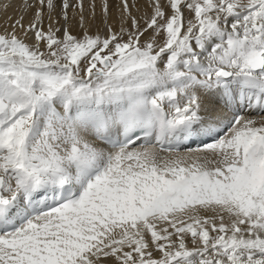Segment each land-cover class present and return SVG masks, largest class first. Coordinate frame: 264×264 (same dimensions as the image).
<instances>
[{"label": "snow or ice", "instance_id": "1", "mask_svg": "<svg viewBox=\"0 0 264 264\" xmlns=\"http://www.w3.org/2000/svg\"><path fill=\"white\" fill-rule=\"evenodd\" d=\"M118 7L0 0V264H264V0Z\"/></svg>", "mask_w": 264, "mask_h": 264}, {"label": "bare ground", "instance_id": "2", "mask_svg": "<svg viewBox=\"0 0 264 264\" xmlns=\"http://www.w3.org/2000/svg\"><path fill=\"white\" fill-rule=\"evenodd\" d=\"M84 2V16H85V22L87 26H90V30L95 33L97 28L101 30L100 34L104 35V28L105 24L104 21V15L101 11L100 5L104 2V0H83ZM96 4L95 9V18L92 16V8L90 5L92 3ZM109 4V13L107 18V24L112 25L117 30L119 29L120 25V16L121 11L118 7L120 4V0H107ZM150 0H128V3L131 7V12L134 16L137 18H141L144 16L145 13H150V8L148 7ZM134 5V6H133ZM11 9L9 12L11 13ZM69 24L71 27V30L73 34H76L81 31V29L78 26L79 21V12L77 10L76 14H73V10L69 9ZM4 22V14L0 13V24ZM27 22V21H25ZM63 23V21H61ZM45 24L47 25V20L45 21ZM130 24V21H129ZM143 24V19H141V25Z\"/></svg>", "mask_w": 264, "mask_h": 264}, {"label": "rangeland", "instance_id": "3", "mask_svg": "<svg viewBox=\"0 0 264 264\" xmlns=\"http://www.w3.org/2000/svg\"><path fill=\"white\" fill-rule=\"evenodd\" d=\"M141 26H143V24Z\"/></svg>", "mask_w": 264, "mask_h": 264}]
</instances>
